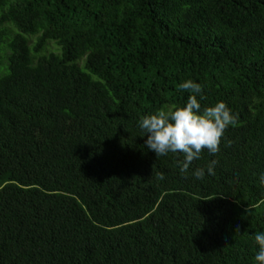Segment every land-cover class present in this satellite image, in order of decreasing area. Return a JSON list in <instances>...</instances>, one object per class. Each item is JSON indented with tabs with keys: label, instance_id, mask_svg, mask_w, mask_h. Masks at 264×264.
Wrapping results in <instances>:
<instances>
[{
	"label": "trees",
	"instance_id": "16d2710c",
	"mask_svg": "<svg viewBox=\"0 0 264 264\" xmlns=\"http://www.w3.org/2000/svg\"><path fill=\"white\" fill-rule=\"evenodd\" d=\"M187 80L238 126L182 174ZM262 174L264 0H0V264H257Z\"/></svg>",
	"mask_w": 264,
	"mask_h": 264
},
{
	"label": "clouds",
	"instance_id": "9594fccd",
	"mask_svg": "<svg viewBox=\"0 0 264 264\" xmlns=\"http://www.w3.org/2000/svg\"><path fill=\"white\" fill-rule=\"evenodd\" d=\"M179 89L192 93L185 106L161 108L155 114L144 116L139 127L147 135L146 147L155 152L157 157L169 152L182 153L184 159L179 161V167L180 172L186 174L192 162L200 159L205 149L210 154L219 153L225 131L229 126H238V117L231 114L223 101L201 110L197 96L201 100L204 97L199 83L187 80L179 85ZM230 144L229 141L228 146ZM217 163V160H212L207 166L208 175H215L214 167ZM194 176L202 180L205 169L197 168ZM157 177L160 180L165 178L163 173H158ZM260 183L264 185V174L260 177ZM255 242L259 250L254 259L257 264H264V232L255 235Z\"/></svg>",
	"mask_w": 264,
	"mask_h": 264
}]
</instances>
